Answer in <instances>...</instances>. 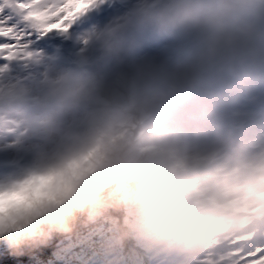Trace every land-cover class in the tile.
<instances>
[{
  "label": "clouds",
  "instance_id": "obj_1",
  "mask_svg": "<svg viewBox=\"0 0 264 264\" xmlns=\"http://www.w3.org/2000/svg\"><path fill=\"white\" fill-rule=\"evenodd\" d=\"M169 42L162 56L149 40ZM264 0H137L72 57L0 68V242L110 222L119 247L237 264L264 237Z\"/></svg>",
  "mask_w": 264,
  "mask_h": 264
},
{
  "label": "snow or ice",
  "instance_id": "obj_2",
  "mask_svg": "<svg viewBox=\"0 0 264 264\" xmlns=\"http://www.w3.org/2000/svg\"><path fill=\"white\" fill-rule=\"evenodd\" d=\"M106 0H0V68L31 54L55 36L87 27ZM237 264H264V237L235 244Z\"/></svg>",
  "mask_w": 264,
  "mask_h": 264
},
{
  "label": "trees",
  "instance_id": "obj_3",
  "mask_svg": "<svg viewBox=\"0 0 264 264\" xmlns=\"http://www.w3.org/2000/svg\"><path fill=\"white\" fill-rule=\"evenodd\" d=\"M3 167L0 161V171ZM111 234L110 222L95 227L81 225L70 236L54 235L46 244L26 247L22 254H13L0 242V264H163L166 255H146L132 241L121 248L113 243ZM171 260L170 256L165 264Z\"/></svg>",
  "mask_w": 264,
  "mask_h": 264
},
{
  "label": "rangeland",
  "instance_id": "obj_4",
  "mask_svg": "<svg viewBox=\"0 0 264 264\" xmlns=\"http://www.w3.org/2000/svg\"><path fill=\"white\" fill-rule=\"evenodd\" d=\"M124 0H106L105 5H103L100 8V11L102 12V20L98 23L97 26L91 27L90 24L85 27L83 32L91 31L96 27H103L110 23L114 18L124 14L126 11H128L135 3H137L135 0H128L125 3V6L122 5ZM77 32V31H76ZM154 44L160 46L163 45V43L158 42V41H152ZM156 45V46H157ZM60 48V47H59ZM77 49V45H69L66 49H63L61 52L65 57H72ZM155 49V48H154ZM61 50V48H60ZM186 262H192V260H187L185 259L182 263Z\"/></svg>",
  "mask_w": 264,
  "mask_h": 264
}]
</instances>
